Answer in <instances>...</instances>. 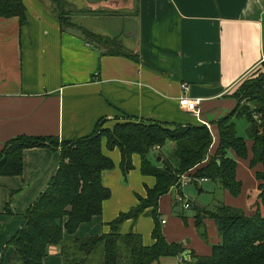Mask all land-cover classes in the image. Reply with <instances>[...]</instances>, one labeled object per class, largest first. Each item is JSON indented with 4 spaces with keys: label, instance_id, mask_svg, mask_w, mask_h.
Returning a JSON list of instances; mask_svg holds the SVG:
<instances>
[{
    "label": "crops",
    "instance_id": "obj_1",
    "mask_svg": "<svg viewBox=\"0 0 264 264\" xmlns=\"http://www.w3.org/2000/svg\"><path fill=\"white\" fill-rule=\"evenodd\" d=\"M41 2L23 0L26 23L22 26L17 18H0V154L18 136L51 137L61 144L91 136L98 124L111 128L127 118L205 126L213 138V154L219 143L217 122L236 106L232 94L264 63V0H77L81 8L93 7L96 12L105 3L128 10L132 6L133 13L126 19L131 29L127 41L116 39L123 56L106 53L104 46L92 47L76 28L62 29L53 4L45 8L46 2ZM91 30L114 39L97 28ZM182 97L197 101L195 112L180 106ZM101 144L102 153L114 164L101 174L110 197L99 216L81 224L73 235L65 233V242L108 234V224L136 207L138 198H145L146 190L155 185L154 177L140 173L139 155L132 156L133 170L123 178L119 150H108L104 138ZM246 144L249 158L236 159L238 197L210 181L193 184L192 172L181 177V183L195 185L198 194L221 191L217 200L212 196L208 204L198 207L213 209L222 203L252 214L247 195L256 191L255 173L262 167H250L252 143ZM59 151L48 146L25 149L21 175L0 176L3 262L12 254L8 244L21 229L25 213L54 177ZM153 151L158 155L162 149ZM185 186L173 187L159 198L160 229L169 244H181L195 257H208L221 239L213 220H203L204 240L195 227L194 212H181L186 203L192 210L197 207L184 195ZM153 228L154 221L145 212L135 222H123L119 232L140 235L143 245L150 247ZM172 260L184 263L180 257ZM43 264H63L60 246L48 249Z\"/></svg>",
    "mask_w": 264,
    "mask_h": 264
},
{
    "label": "trees",
    "instance_id": "obj_2",
    "mask_svg": "<svg viewBox=\"0 0 264 264\" xmlns=\"http://www.w3.org/2000/svg\"><path fill=\"white\" fill-rule=\"evenodd\" d=\"M51 2L60 27L68 28L63 25L68 14L62 10L60 0ZM25 17L23 0H0V18H17L22 26ZM83 33L102 44L106 53L124 55L116 39ZM232 98L236 100L234 110L217 122L219 143L213 154V138L205 126L167 125L132 118L111 130H102V124H98L91 136L73 142L59 144L55 138L29 136L8 141L0 154V176H20L22 153L29 148H60V163L47 190L27 210L21 229L9 242L12 254L6 264H43L52 246H60L63 264H154L161 258L176 257L186 264H264V63L239 84ZM234 119L247 122V139L237 136ZM103 138L108 150H119L123 178L133 170L132 156L136 154L141 158L140 173L154 177L155 185L146 190L145 198H138L136 207L108 224V234L65 242L64 234L73 235L81 224L99 216L103 202L110 197L109 189L102 185L101 174L112 170L114 164L102 153ZM247 140L252 143L250 167H262L255 173L259 182L256 191L247 195L252 214L222 203L213 209L193 207L199 235L206 240L203 220L211 219L221 243L213 247L208 257H195L191 252L185 260L183 246L169 244L162 235L157 212L159 198L173 187H180L181 177L190 172L193 184L210 181L238 197L241 182L237 179L236 159L249 158ZM168 142L173 144L175 164L158 154L156 161L160 158V166L155 165L151 160L153 150L162 149ZM145 212L154 221V243L150 247L143 245L140 235L119 232L123 222H135Z\"/></svg>",
    "mask_w": 264,
    "mask_h": 264
},
{
    "label": "rangeland",
    "instance_id": "obj_3",
    "mask_svg": "<svg viewBox=\"0 0 264 264\" xmlns=\"http://www.w3.org/2000/svg\"><path fill=\"white\" fill-rule=\"evenodd\" d=\"M44 1L46 3H44ZM44 1L42 0L45 8L53 7L51 0H44ZM60 5L62 10L68 14L66 21L63 22L64 23L63 25L68 28L69 27L76 28L73 30L77 31L76 33L83 38L82 40L84 42L90 43L92 47L104 48L102 44H99L94 39L87 37L86 34L83 33V32L93 33L94 31L91 30L93 28H97L99 32L107 34V36L110 38L120 39L121 41L124 42L127 41L126 39L127 34L131 29H129L130 24L129 22H126V19H128V17L131 16V14L133 13L132 12L133 10L131 9L132 6L130 7V10H128L127 7H123L124 5L120 6L115 4L113 5L111 3H105L102 7H98L100 11L96 12V9H94L93 7L89 8V6L86 7L83 6L81 8L82 5L78 3L77 0H60ZM52 10L54 11V9ZM260 68L261 67L257 68L256 70ZM251 74L249 75V77H251ZM234 122H235V129L237 136L246 138L247 135L246 121L244 119H234ZM112 128L113 126L111 128H103L102 130L104 129L111 130ZM172 151H173V144L168 142L164 147H162L161 156L171 159V162L175 164V161L172 157ZM151 155H152L151 160L153 161L154 164H157L156 153L153 151ZM182 190L184 191V195L186 194V197L188 196L192 200L193 206L194 205L197 206L198 204L201 205L208 204L207 202H210L213 199V197L214 200H217L218 195L219 196L221 195V191L220 194L219 191L216 192L215 194H211V193L208 194L206 192L198 194V192L195 189V185L193 184H188L187 186L183 187ZM191 211L194 212L190 207V209H185L184 211L182 210L181 212L184 214H188V213H192ZM172 261H173L172 258L160 259L155 264H174V262ZM6 262L7 260H4L3 264H5ZM175 264H178V262L177 263L175 262ZM180 264H186V263L180 262Z\"/></svg>",
    "mask_w": 264,
    "mask_h": 264
},
{
    "label": "built area",
    "instance_id": "obj_4",
    "mask_svg": "<svg viewBox=\"0 0 264 264\" xmlns=\"http://www.w3.org/2000/svg\"><path fill=\"white\" fill-rule=\"evenodd\" d=\"M182 89L183 90H187V87L186 86H182ZM179 104H180L181 107H183L184 109H186L187 111H190V112H195L196 109H197V101H191V100H189L187 98H183L182 97L179 100ZM181 185L185 186V185H187V182L186 183H181ZM184 208L185 209H189L190 208L189 204L186 203L184 205ZM161 223H164V221H161Z\"/></svg>",
    "mask_w": 264,
    "mask_h": 264
},
{
    "label": "water",
    "instance_id": "obj_5",
    "mask_svg": "<svg viewBox=\"0 0 264 264\" xmlns=\"http://www.w3.org/2000/svg\"><path fill=\"white\" fill-rule=\"evenodd\" d=\"M136 30V24L134 23L133 24V31ZM160 159L158 158L157 161H159ZM182 257L185 259V260H188L189 259V251H185L182 255Z\"/></svg>",
    "mask_w": 264,
    "mask_h": 264
}]
</instances>
